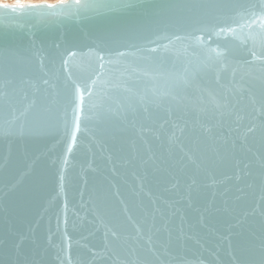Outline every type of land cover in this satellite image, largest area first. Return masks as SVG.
<instances>
[{
  "label": "water",
  "instance_id": "obj_1",
  "mask_svg": "<svg viewBox=\"0 0 264 264\" xmlns=\"http://www.w3.org/2000/svg\"><path fill=\"white\" fill-rule=\"evenodd\" d=\"M226 3L229 0H138L135 8H100L82 20L68 19L64 13L0 8V80L12 81L6 90L0 89L7 92L0 97V264L17 259L32 264H235L238 246L251 240L258 249L264 220L259 214L264 206L259 130L247 145L252 152L237 153L252 175L237 181V170L217 158L210 141L199 143L198 155L204 156L199 169L186 160L176 163L180 154L169 156L165 135L160 141L149 136L148 152L139 137L114 132L110 112L127 96L125 83L140 92H171L175 99L163 96V106L183 109L189 127L180 139L186 150L194 147L195 111L206 108L211 114L209 93L219 99L223 90L210 70L200 71L186 90L175 87L172 74L182 72L189 61L199 65L191 55L199 49L189 46L195 36H203L211 47L229 48L222 83L228 84L235 69L236 80L243 77L250 89L230 97L235 111L245 117L239 129L243 133L252 119L249 95L259 101L264 89V63L254 60L250 51L261 56L264 48L241 42L248 32L238 27L244 23L237 15L241 10L222 6ZM228 26L237 28L235 36L224 32L209 38L208 29L218 33ZM251 31L257 39L264 35L258 25ZM133 67L151 75L129 77L125 69ZM76 85L84 91V103L73 143ZM33 99L35 105L6 135L9 112L16 109L19 114ZM20 123L25 125L23 136L18 133ZM228 124L236 127L231 119ZM254 208L256 213L245 217ZM230 224L235 225L231 235ZM113 231L118 238L112 237Z\"/></svg>",
  "mask_w": 264,
  "mask_h": 264
},
{
  "label": "snow or ice",
  "instance_id": "obj_2",
  "mask_svg": "<svg viewBox=\"0 0 264 264\" xmlns=\"http://www.w3.org/2000/svg\"><path fill=\"white\" fill-rule=\"evenodd\" d=\"M138 6V0H65L61 5H50V4H34V5H0L5 12H27V13H48L49 15H57L58 13H64L66 18L73 20H82L88 18L89 12H96L97 9L104 8L109 12H120L128 9H132ZM224 7H232L240 9L237 15L241 20L244 21L242 24H238L241 29L247 28L248 32L244 35L242 43L251 42L255 47L257 44L261 48H264V35L260 36L259 39L252 33L254 25H258L261 32L264 33V0H246L245 3H240L239 0H229V3L222 5ZM99 14V13H97ZM199 31L204 32L205 29L201 28ZM209 38L213 34L219 33H231L234 36L237 33V28L228 26L220 27L219 32L216 33L214 29H208ZM180 39V37H176ZM237 39L239 37L237 36ZM195 43L190 45V48L199 49V51L193 50L191 55L197 57L199 65H193L189 61L188 66H185L180 73L172 74V79L175 81V87L181 90H186L194 86V81L199 77L200 71L210 70L215 74V84L222 89L219 93V99L212 93L209 95L213 99L214 111L209 114L206 108H199L195 111L193 116V124L198 127H193L192 131L196 134L198 142H195L194 147H187L180 139L189 127V121L184 119L183 109H174L171 106H163V96L171 95L175 99V95L169 93H159L155 89H146L140 92L135 89L134 86H130L127 83L124 84L123 90L127 93L124 101L118 102L114 109H110L111 116L115 121L114 132L115 133H131L132 135L139 137V139L146 146V151L151 152V144L148 137H152L157 141L161 140L162 135L166 136V142L168 145L169 156H175L178 153L179 160L176 163L187 161L188 163L195 166L197 169L201 167L204 162L203 154H199V143L210 141L216 147L213 149L215 155L221 161H228L232 167L236 169L235 179L240 181L244 176H251L252 171L248 163H244L242 159L237 158L238 152H252V148L248 147L250 138L254 137L257 131L260 132L261 138V152L258 159L259 162V180L262 186H264V89L261 91L259 101L254 95H249V100L252 105V119L244 125L245 131L240 132V122L245 119L238 111H235V105L231 103L230 97L233 95L242 96L245 93H249V87L243 82V77L240 81L236 80V70H232V79L228 84L222 83V73L228 70L227 56L229 48L211 47L203 36H195ZM171 43V41H170ZM168 45H164V51L167 52ZM151 52H156V48L150 49ZM188 48L185 49L187 53ZM75 52H70L69 55L74 56ZM123 55V53H121ZM250 55L254 60H260L264 63V55L258 56L256 51H250ZM99 59L103 61L104 57L100 56ZM163 63V61H159ZM63 63L66 65L67 60ZM103 63L100 64V68H103ZM131 76H145L148 77L151 74L147 70L131 68L125 69ZM44 84H48V80H43ZM75 83V82H74ZM93 85L95 80L92 81ZM12 84L10 79L0 80V89H7ZM35 87V85H33ZM38 91V89H37ZM76 98L74 100V129L71 133V140L74 143L76 140V132L80 130L81 113L83 111L84 103V91L79 85L75 88ZM89 94H91V88H88ZM7 96L6 91H0V97ZM36 101L33 99L17 114L16 109H12L9 112V119L5 120V124L8 125L4 132L6 135L11 134L14 129L12 125L21 121L22 117H25L28 111L35 105ZM258 104V107H257ZM163 113V115H161ZM253 113L255 115H253ZM231 119L236 127L233 128L231 124H228V120ZM259 119L260 123L257 124L256 120ZM227 124V127H226ZM168 126L169 131H166ZM19 135L25 134L24 123L19 124L18 128ZM179 133L180 135H177ZM235 133V135H233ZM135 140H133V145ZM72 144H69L68 151L71 152ZM243 165V167H241ZM247 169V171H245ZM242 173V175H241ZM63 175L60 179L63 180ZM231 178V177H230ZM193 183L195 181L193 180ZM213 183L215 181L213 180ZM175 187V185H173ZM252 185L249 184L248 187ZM261 200L264 201V195L261 196ZM227 211V209H225ZM256 209L252 210V213H245V217L250 214H255ZM259 214L264 217V206L260 207ZM239 223V221H237ZM235 225H229V234L231 235V229ZM140 229L137 228L139 233ZM113 238H118V234L113 231L111 232ZM255 236V233L251 234ZM107 236V233H106ZM151 239V238H149ZM229 239V237H224ZM23 237H21V241ZM231 247V241L229 240ZM21 244L15 245V248L19 250ZM239 256H234L233 260L235 264H264V220L260 225V236L259 245L257 246L253 241H249L245 244L238 246ZM259 255V259L255 257ZM5 264H32L31 261L25 259L23 261L7 260ZM141 264H149L148 261H142Z\"/></svg>",
  "mask_w": 264,
  "mask_h": 264
},
{
  "label": "rangeland",
  "instance_id": "obj_3",
  "mask_svg": "<svg viewBox=\"0 0 264 264\" xmlns=\"http://www.w3.org/2000/svg\"><path fill=\"white\" fill-rule=\"evenodd\" d=\"M16 1H21V2H39V1H47V2H55L58 0H9V3H14Z\"/></svg>",
  "mask_w": 264,
  "mask_h": 264
},
{
  "label": "clouds",
  "instance_id": "obj_4",
  "mask_svg": "<svg viewBox=\"0 0 264 264\" xmlns=\"http://www.w3.org/2000/svg\"><path fill=\"white\" fill-rule=\"evenodd\" d=\"M9 4V0H0V5Z\"/></svg>",
  "mask_w": 264,
  "mask_h": 264
},
{
  "label": "bare ground",
  "instance_id": "obj_5",
  "mask_svg": "<svg viewBox=\"0 0 264 264\" xmlns=\"http://www.w3.org/2000/svg\"><path fill=\"white\" fill-rule=\"evenodd\" d=\"M16 2H19V1H16ZM21 2V1H20ZM15 3V2H14Z\"/></svg>",
  "mask_w": 264,
  "mask_h": 264
}]
</instances>
